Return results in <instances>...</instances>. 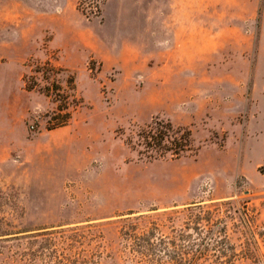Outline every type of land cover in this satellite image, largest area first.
<instances>
[{"label":"rangeland","instance_id":"obj_1","mask_svg":"<svg viewBox=\"0 0 264 264\" xmlns=\"http://www.w3.org/2000/svg\"><path fill=\"white\" fill-rule=\"evenodd\" d=\"M89 224L88 264H264V0H0V264Z\"/></svg>","mask_w":264,"mask_h":264},{"label":"trees","instance_id":"obj_2","mask_svg":"<svg viewBox=\"0 0 264 264\" xmlns=\"http://www.w3.org/2000/svg\"><path fill=\"white\" fill-rule=\"evenodd\" d=\"M103 0H77L79 9L83 13H97ZM121 237L127 241V245L133 247V252L138 260L152 251L150 255L156 256V246L152 241L155 232H143L137 223L127 222L123 224ZM127 225V226H126ZM92 224L82 227H66L55 231H44L38 234L26 236V245L22 256L30 261L40 260L45 264H88L93 261L95 253H85L86 249H74V244L82 246L87 239L93 242L103 238V234L95 230ZM59 234V236H54ZM101 243V242H99Z\"/></svg>","mask_w":264,"mask_h":264}]
</instances>
